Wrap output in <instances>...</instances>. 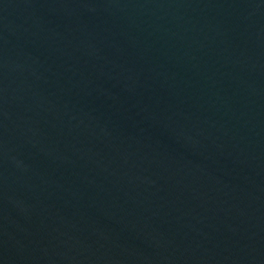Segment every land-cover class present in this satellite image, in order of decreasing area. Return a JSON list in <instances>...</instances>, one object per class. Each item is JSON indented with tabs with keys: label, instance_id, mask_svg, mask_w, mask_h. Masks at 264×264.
<instances>
[{
	"label": "water",
	"instance_id": "95a60500",
	"mask_svg": "<svg viewBox=\"0 0 264 264\" xmlns=\"http://www.w3.org/2000/svg\"><path fill=\"white\" fill-rule=\"evenodd\" d=\"M0 264H264V0H0Z\"/></svg>",
	"mask_w": 264,
	"mask_h": 264
}]
</instances>
